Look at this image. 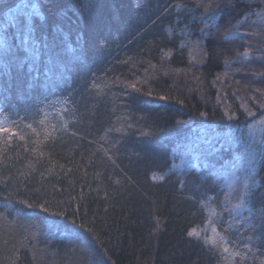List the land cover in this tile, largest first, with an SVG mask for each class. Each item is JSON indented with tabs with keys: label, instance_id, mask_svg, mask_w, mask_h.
Returning <instances> with one entry per match:
<instances>
[{
	"label": "trees",
	"instance_id": "obj_1",
	"mask_svg": "<svg viewBox=\"0 0 264 264\" xmlns=\"http://www.w3.org/2000/svg\"><path fill=\"white\" fill-rule=\"evenodd\" d=\"M262 120L264 0H0V264H264Z\"/></svg>",
	"mask_w": 264,
	"mask_h": 264
},
{
	"label": "rangeland",
	"instance_id": "obj_2",
	"mask_svg": "<svg viewBox=\"0 0 264 264\" xmlns=\"http://www.w3.org/2000/svg\"><path fill=\"white\" fill-rule=\"evenodd\" d=\"M22 7V6H21ZM19 9H20V7H19ZM261 127V128H260ZM262 128H264V120H262L260 123H256V124H254L253 125V127L251 128V130L254 132V134L255 135H258V133L260 134V132L262 131ZM253 139L254 138H251V142L253 141ZM243 151L245 150V152H247V153H249V147H244L243 149H242ZM227 165V164H226ZM225 165V166H226ZM225 166H223L224 168H227V167H225ZM225 170V169H224ZM225 176H226V178H228V179H233L234 177H235V174L232 172V171H230V170H226L225 171Z\"/></svg>",
	"mask_w": 264,
	"mask_h": 264
},
{
	"label": "snow or ice",
	"instance_id": "obj_3",
	"mask_svg": "<svg viewBox=\"0 0 264 264\" xmlns=\"http://www.w3.org/2000/svg\"><path fill=\"white\" fill-rule=\"evenodd\" d=\"M29 127H31V125H29ZM0 131H2V132H9L10 131V129L5 126V122L4 121H0ZM12 134L16 135L15 132H12ZM23 138H24L23 136L20 137V139H23ZM214 231H215V229H214ZM189 235H199V233L196 230H193L192 232L189 233ZM206 239L211 240L212 238L211 237H207ZM224 250L228 251L227 248H225Z\"/></svg>",
	"mask_w": 264,
	"mask_h": 264
}]
</instances>
